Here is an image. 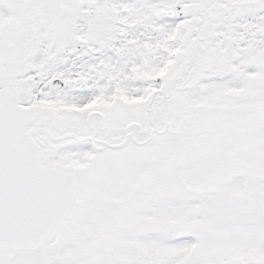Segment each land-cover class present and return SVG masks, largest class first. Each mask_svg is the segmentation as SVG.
Instances as JSON below:
<instances>
[{"label": "snow or ice", "instance_id": "snow-or-ice-1", "mask_svg": "<svg viewBox=\"0 0 264 264\" xmlns=\"http://www.w3.org/2000/svg\"><path fill=\"white\" fill-rule=\"evenodd\" d=\"M0 264H264V0H0Z\"/></svg>", "mask_w": 264, "mask_h": 264}]
</instances>
